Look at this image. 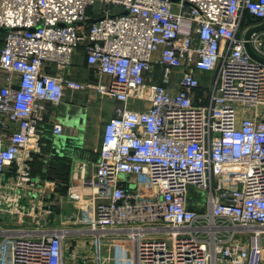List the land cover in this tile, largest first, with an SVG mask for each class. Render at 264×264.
Returning <instances> with one entry per match:
<instances>
[{
    "label": "built area",
    "instance_id": "obj_1",
    "mask_svg": "<svg viewBox=\"0 0 264 264\" xmlns=\"http://www.w3.org/2000/svg\"><path fill=\"white\" fill-rule=\"evenodd\" d=\"M263 21L264 0H0V264H264ZM79 48L94 83L62 75ZM67 91L115 106L62 195L31 164Z\"/></svg>",
    "mask_w": 264,
    "mask_h": 264
},
{
    "label": "crops",
    "instance_id": "obj_2",
    "mask_svg": "<svg viewBox=\"0 0 264 264\" xmlns=\"http://www.w3.org/2000/svg\"><path fill=\"white\" fill-rule=\"evenodd\" d=\"M50 72L59 73L57 70ZM62 75L84 83L95 82L82 48L73 55L71 65L62 72ZM155 79L160 80L158 74ZM114 106L115 103L110 99L99 98L88 92L74 91H67L62 101L56 105L46 103L45 120L38 130L42 155L34 156V163L31 164L32 173L42 179L62 182L67 186L74 168L79 163H93L98 160L97 152L102 141V129L110 118ZM54 124L62 125L60 135L52 133ZM65 190L66 187L63 193ZM54 207L60 221L62 214L66 213L67 206L62 202H56Z\"/></svg>",
    "mask_w": 264,
    "mask_h": 264
},
{
    "label": "water",
    "instance_id": "obj_3",
    "mask_svg": "<svg viewBox=\"0 0 264 264\" xmlns=\"http://www.w3.org/2000/svg\"><path fill=\"white\" fill-rule=\"evenodd\" d=\"M264 30V21L256 26V27H253V28H250L246 31V33L244 34V47H245V50L247 51V53L256 61H258L259 63L263 64L264 65V58L257 55L251 48L249 42H248V39L250 37V35L254 32H259V31H262Z\"/></svg>",
    "mask_w": 264,
    "mask_h": 264
},
{
    "label": "trees",
    "instance_id": "obj_4",
    "mask_svg": "<svg viewBox=\"0 0 264 264\" xmlns=\"http://www.w3.org/2000/svg\"><path fill=\"white\" fill-rule=\"evenodd\" d=\"M245 20H246V23H250V22H251V18H250V16L246 15V16H245ZM34 159H35V158H34ZM33 163H34V162H33ZM55 182L58 184V192H59L60 194H65L66 190H65L64 193H63V191H64V188L67 187V186H65L62 182H58V181H55Z\"/></svg>",
    "mask_w": 264,
    "mask_h": 264
},
{
    "label": "rangeland",
    "instance_id": "obj_5",
    "mask_svg": "<svg viewBox=\"0 0 264 264\" xmlns=\"http://www.w3.org/2000/svg\"><path fill=\"white\" fill-rule=\"evenodd\" d=\"M203 81H204V84H206V83H209L211 81V79L208 76H205L203 78Z\"/></svg>",
    "mask_w": 264,
    "mask_h": 264
}]
</instances>
